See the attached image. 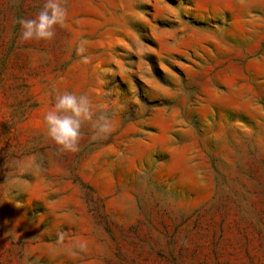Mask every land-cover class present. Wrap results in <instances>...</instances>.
Returning <instances> with one entry per match:
<instances>
[{"label":"rangeland","instance_id":"rangeland-1","mask_svg":"<svg viewBox=\"0 0 264 264\" xmlns=\"http://www.w3.org/2000/svg\"><path fill=\"white\" fill-rule=\"evenodd\" d=\"M43 3L0 0V264H264V0H64L21 42ZM63 91L113 131L59 150Z\"/></svg>","mask_w":264,"mask_h":264},{"label":"clouds","instance_id":"clouds-1","mask_svg":"<svg viewBox=\"0 0 264 264\" xmlns=\"http://www.w3.org/2000/svg\"><path fill=\"white\" fill-rule=\"evenodd\" d=\"M64 0H44L42 8L33 18H19L21 42L50 41L55 37V28L64 26L67 20V9ZM85 41H81L78 53L85 51ZM87 62V57H84ZM55 92V89H53ZM47 136L65 152L79 151V140L82 128L87 123L92 129L91 139L96 140L110 134L114 129L112 119L104 114L97 115L93 110L87 94L75 91H63L54 95L52 110L43 116ZM83 248L84 245H81Z\"/></svg>","mask_w":264,"mask_h":264}]
</instances>
